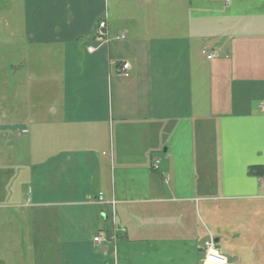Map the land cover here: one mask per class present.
<instances>
[{"label": "crops", "instance_id": "obj_1", "mask_svg": "<svg viewBox=\"0 0 264 264\" xmlns=\"http://www.w3.org/2000/svg\"><path fill=\"white\" fill-rule=\"evenodd\" d=\"M262 105L264 0H0V264L42 213L59 264H200L213 199L264 206Z\"/></svg>", "mask_w": 264, "mask_h": 264}, {"label": "rangeland", "instance_id": "obj_2", "mask_svg": "<svg viewBox=\"0 0 264 264\" xmlns=\"http://www.w3.org/2000/svg\"><path fill=\"white\" fill-rule=\"evenodd\" d=\"M212 201L213 207L210 216L207 219L202 217L201 222L203 223V230L206 231L207 228L210 229L213 235L212 241L214 238L217 239L218 243L216 245L220 247V253L222 254L224 252L223 255H226V258L230 256V258L233 259L232 262L229 261L230 264H264V228H262V224H264V206L261 207V211L257 212V209L253 206L244 203L220 205L219 203H215L214 199ZM217 206H219V208L215 209ZM28 216L29 215L24 214L23 217L26 219ZM43 216L44 213L35 215V228H31L32 230H30V228L29 230L27 229V237L23 239L25 242L23 254H29V264L33 262L35 264H59L57 259L59 246L51 242V239L54 238V232L52 235L50 234V229L44 228ZM200 216L202 215L200 214ZM22 230L26 231L25 228ZM12 232L5 223V257L11 255V250L15 247L18 250L24 248L17 243V240L14 238V231ZM149 247H154L156 249V246ZM149 247L146 246L147 249H149ZM161 247L162 251H159V258L162 259L163 256L170 257L167 253L170 252L172 247ZM175 247L176 246H174V248ZM142 248V245L134 247L136 252H140ZM117 253L119 257L118 264L133 263L131 260L123 262L122 254L124 253V245H122V243L118 244L116 254ZM156 253L157 251L155 254ZM180 254L187 256L188 260H180L178 262L164 260L162 264H198L194 257L193 261L191 260L192 254L187 255L183 252H180ZM199 263H205L204 257Z\"/></svg>", "mask_w": 264, "mask_h": 264}, {"label": "built area", "instance_id": "obj_3", "mask_svg": "<svg viewBox=\"0 0 264 264\" xmlns=\"http://www.w3.org/2000/svg\"><path fill=\"white\" fill-rule=\"evenodd\" d=\"M95 34L97 41L104 40L105 42L108 41V33H107V25L106 20L100 21L95 29ZM92 51V49H90ZM201 55L205 57L206 60H212L216 57H218V54L215 52H208L206 49L201 50ZM129 69L128 63H123L121 66V69L119 73L123 75L124 77L128 76L127 70ZM262 111L264 112V105L261 106ZM159 168V162L157 159H153L151 163V170L155 171ZM162 177L164 178L163 182L167 184V178L168 176L165 174H162ZM99 201H102V198L99 197ZM102 235L103 232H97L96 236L93 237L92 241L94 244H101L102 243ZM204 264H229L226 257H224L215 247L214 243L212 241L206 242L204 246Z\"/></svg>", "mask_w": 264, "mask_h": 264}, {"label": "trees", "instance_id": "obj_4", "mask_svg": "<svg viewBox=\"0 0 264 264\" xmlns=\"http://www.w3.org/2000/svg\"><path fill=\"white\" fill-rule=\"evenodd\" d=\"M249 175H253V176H261L262 175V169L260 167H250L248 170ZM101 232V231H99Z\"/></svg>", "mask_w": 264, "mask_h": 264}]
</instances>
